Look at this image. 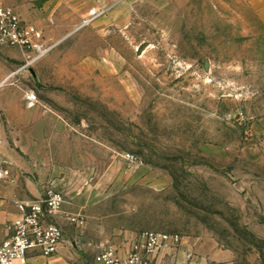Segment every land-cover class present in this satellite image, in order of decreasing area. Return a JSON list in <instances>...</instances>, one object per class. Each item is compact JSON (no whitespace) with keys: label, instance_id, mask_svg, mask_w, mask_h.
I'll use <instances>...</instances> for the list:
<instances>
[{"label":"rangeland","instance_id":"obj_1","mask_svg":"<svg viewBox=\"0 0 264 264\" xmlns=\"http://www.w3.org/2000/svg\"><path fill=\"white\" fill-rule=\"evenodd\" d=\"M89 1L3 84L24 72L25 105L32 89L88 148L65 207L110 239L213 237L264 264V0Z\"/></svg>","mask_w":264,"mask_h":264},{"label":"crops","instance_id":"obj_2","mask_svg":"<svg viewBox=\"0 0 264 264\" xmlns=\"http://www.w3.org/2000/svg\"><path fill=\"white\" fill-rule=\"evenodd\" d=\"M12 5L30 31L32 42L50 48L87 14L90 1L17 0ZM27 53L17 46L0 44V84ZM15 77L16 85H0V166L6 170V177L0 180V240L13 234L11 223L19 214L17 202L40 197L46 183L53 182L69 202L73 195L74 160H79L76 166H81V159H89L88 148H84L82 138L74 137L67 121L41 103L25 105L22 88L26 84V74L21 72ZM81 176L79 172L78 178ZM63 207L73 212L65 207V203ZM82 215L86 219L83 228L69 223L61 215L55 216L53 219L63 226L65 234L57 252L47 256L30 249L26 264H97L94 257L99 251L96 246L99 241L112 245L120 256H124L136 235L134 232L120 231L118 236L110 239L104 230L87 231L88 221ZM151 264L244 263L232 249L213 237H183L178 248L162 249Z\"/></svg>","mask_w":264,"mask_h":264},{"label":"built area","instance_id":"obj_3","mask_svg":"<svg viewBox=\"0 0 264 264\" xmlns=\"http://www.w3.org/2000/svg\"><path fill=\"white\" fill-rule=\"evenodd\" d=\"M96 10L90 16L83 18L80 26L88 25L97 15ZM0 44L18 46L36 55H29L26 64H30L41 57L49 47H43L32 42L30 31L22 24L18 14L0 1ZM14 74H9L0 85ZM23 97L27 105L37 102L36 93L24 90ZM130 161H136L133 155L126 154ZM6 177V170L0 166V180ZM65 194L53 182H48L42 189L40 197L17 202L18 217L11 223L13 234L0 240V264H26L27 253L36 249L44 255L55 254L64 240V228L53 218L63 216L69 223L83 228L86 219L82 214L73 213L64 209ZM183 237L178 233L146 230L136 235L130 242L124 256H120L116 248L106 242L99 241V249L94 257L97 264H151L164 248H178Z\"/></svg>","mask_w":264,"mask_h":264}]
</instances>
